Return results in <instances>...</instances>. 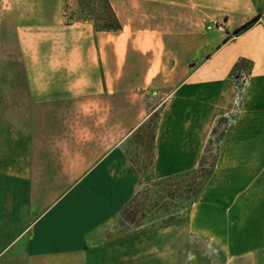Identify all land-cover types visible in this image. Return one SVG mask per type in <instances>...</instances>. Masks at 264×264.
<instances>
[{
    "label": "crops",
    "instance_id": "crops-1",
    "mask_svg": "<svg viewBox=\"0 0 264 264\" xmlns=\"http://www.w3.org/2000/svg\"><path fill=\"white\" fill-rule=\"evenodd\" d=\"M108 1L121 30L54 28L0 105V264H188L204 244L264 264V0ZM154 114L143 179L195 170L222 135L212 172L179 223L91 245L86 184L137 180L121 149Z\"/></svg>",
    "mask_w": 264,
    "mask_h": 264
},
{
    "label": "rangeland",
    "instance_id": "rangeland-1",
    "mask_svg": "<svg viewBox=\"0 0 264 264\" xmlns=\"http://www.w3.org/2000/svg\"><path fill=\"white\" fill-rule=\"evenodd\" d=\"M66 1L68 9H65ZM75 10L76 4L70 0H0V105L6 102L19 105L22 93L26 98V58L37 57L36 46H54V38L60 37L58 31V34L52 31L54 28L79 23L70 21V14ZM157 116L152 115L151 123L147 121L148 125L137 138L124 143L121 150L126 160L131 159L138 164L147 158L149 137ZM214 140L207 147L208 164L214 156ZM147 182L150 181L127 176L114 180L97 178L87 182L86 187L96 188V194L85 197L88 204L86 214L92 216L99 213V218L89 217L93 224L99 222L90 235L91 245L106 244L123 236L117 227L118 213L135 190ZM204 245L201 251L194 253L195 257L190 258L188 264H251L249 259L216 258L212 246Z\"/></svg>",
    "mask_w": 264,
    "mask_h": 264
},
{
    "label": "trees",
    "instance_id": "trees-1",
    "mask_svg": "<svg viewBox=\"0 0 264 264\" xmlns=\"http://www.w3.org/2000/svg\"><path fill=\"white\" fill-rule=\"evenodd\" d=\"M76 4V10L70 14V21L90 22L96 32H118L121 25L118 22L108 0H70ZM65 9H68L67 1ZM259 17H254L234 34L241 33L256 22ZM243 67L250 68V62H238L233 71H239ZM150 116L147 121L151 123ZM158 119V116H157ZM147 121L138 127L128 137H138L145 128ZM157 122L154 124L147 146V158L138 164L131 159L128 160L133 174L143 179V174L149 170L154 160V139ZM217 131H212V136ZM222 135L215 140L217 148ZM140 139V138H138ZM212 141H209L211 144ZM215 154L210 164H208L207 150L195 170L167 178L154 180L141 185L135 190L133 195L123 204L118 213L117 227L124 236H136L148 232L157 231L179 223L187 209L192 205L195 198L201 191L204 183L210 176L214 166ZM207 166V167H206Z\"/></svg>",
    "mask_w": 264,
    "mask_h": 264
}]
</instances>
